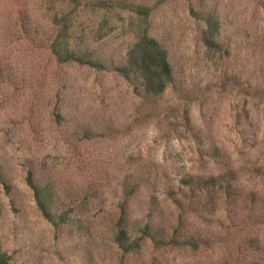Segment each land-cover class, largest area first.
I'll use <instances>...</instances> for the list:
<instances>
[{
	"label": "rangeland",
	"instance_id": "1",
	"mask_svg": "<svg viewBox=\"0 0 264 264\" xmlns=\"http://www.w3.org/2000/svg\"><path fill=\"white\" fill-rule=\"evenodd\" d=\"M140 1L152 6L150 33L171 67L170 83L151 97L112 70L56 63L45 36L60 9L57 0H0V173L9 189L0 182V247L8 264H264V96L258 92L264 88V0ZM116 2L109 0L106 12L81 8L72 39L114 64L124 62L143 27ZM201 7L217 14L218 46L201 36ZM17 10L41 23L40 46L17 31ZM55 112L71 113V120ZM183 116L220 149L218 162L198 155ZM77 121L103 126L102 134L81 137ZM30 167L52 184L55 204L69 209L58 229L42 216L24 180ZM226 168L238 190L228 198L219 194L210 211L183 214L204 245L157 246L141 238L128 254L115 247L125 174L143 179L125 202L135 231L149 195L166 228L177 209L164 185L186 172ZM164 234L167 239L169 228Z\"/></svg>",
	"mask_w": 264,
	"mask_h": 264
},
{
	"label": "trees",
	"instance_id": "2",
	"mask_svg": "<svg viewBox=\"0 0 264 264\" xmlns=\"http://www.w3.org/2000/svg\"><path fill=\"white\" fill-rule=\"evenodd\" d=\"M60 9L55 19L49 22V35H46L49 53L53 56L56 63L68 64L75 63L78 65H87L89 67L112 70L121 75L129 84L133 86L135 92L139 87L143 95L154 96L163 91L165 86L171 81V67L167 58L165 47L150 33L149 16L152 6L143 3L140 0H117L116 6L134 14L143 24L139 30L135 41L127 51V55L123 63L114 64L105 61L100 53L89 46L88 43H76L72 41L76 30L74 20L77 13L86 6L98 8L106 12L109 10V0H89L83 2L81 0H57ZM161 1L156 0L158 5ZM20 11H16L15 22L17 31L24 37H29L37 45H41V41L37 39L41 23L33 22L30 18L22 17ZM199 19L203 20L204 27L201 30V36L205 42L215 43L213 36L218 32V17L212 8L201 7L196 14ZM41 40V39H40ZM258 91V90H257ZM258 92L264 96V88ZM59 119L65 121L71 120V113L62 115L54 113ZM66 116H69L66 118ZM238 116V114H237ZM184 118V126L192 136L193 140L199 144L197 153L212 161H217L222 154L220 149L211 143L204 142V137L199 129H192L187 117ZM81 137L88 139L99 136L103 126H87L83 122H78ZM104 128V127H103ZM114 128L112 129V131ZM26 184L32 190L34 202L41 212L42 216L53 226L58 229L59 226L67 222L69 209L63 206V202L59 201L55 204L57 195H55L54 187L49 180L42 175H37L32 167L26 169L24 176ZM142 178L138 175L128 173L120 180V190L122 199L118 204V213L113 222L112 241L115 247L123 254H128L139 246L141 238H148L154 245L179 244L190 245L196 247L199 243H206L205 237H199V234L189 232L186 227L183 214L190 212H207L210 211L214 201L222 193L223 198L232 196L238 189L233 185L236 175L231 168L212 174H194L183 173L175 182H169L164 185L163 193L169 198L176 207L177 213L174 220L167 225L166 228L159 221L158 214H155L156 199L154 195H149L145 201V213L140 220L137 230L133 231L128 227V215L126 212V196L129 195L142 182ZM0 182L6 193H8V185L0 173ZM248 199L254 196V192L249 190L246 192ZM82 200V198H80ZM82 202H84L82 200ZM185 203V206L183 204ZM188 206V207H187ZM60 208V209H58ZM157 211V209H156ZM169 228V236L165 239L164 232ZM165 230V231H164ZM138 232V236L133 235ZM8 255L0 247V264H8Z\"/></svg>",
	"mask_w": 264,
	"mask_h": 264
}]
</instances>
